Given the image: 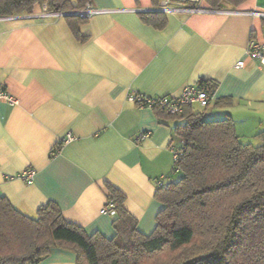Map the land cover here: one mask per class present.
<instances>
[{
    "label": "crops",
    "instance_id": "obj_1",
    "mask_svg": "<svg viewBox=\"0 0 264 264\" xmlns=\"http://www.w3.org/2000/svg\"><path fill=\"white\" fill-rule=\"evenodd\" d=\"M90 2L103 11L78 23L79 38L42 5L0 17V87L18 98L0 100V194L31 217L54 202L66 221L111 238L115 214L101 210L113 186L148 235L163 208L156 180L172 172L180 139L176 119L129 96L177 97L208 80L206 111L231 115L242 139L255 136L264 129V63L247 48L264 42V17L253 13L264 0ZM143 12L160 14L154 24ZM221 98L231 103L217 105ZM27 168L36 170L32 183L18 176ZM37 264H77V256L55 247Z\"/></svg>",
    "mask_w": 264,
    "mask_h": 264
},
{
    "label": "trees",
    "instance_id": "obj_2",
    "mask_svg": "<svg viewBox=\"0 0 264 264\" xmlns=\"http://www.w3.org/2000/svg\"><path fill=\"white\" fill-rule=\"evenodd\" d=\"M90 1L0 0V17L32 13L42 4L49 11L68 12ZM206 1L220 8L226 1L238 4L243 0ZM158 14L143 12L142 16L154 23ZM65 17L75 36L81 37L77 26L87 18L76 14ZM200 82L215 89L211 81ZM215 103L231 101L221 98ZM153 107L176 119L175 133L180 139L175 147L179 158L175 160L173 153L172 172L161 175L165 176L162 185L157 184L161 176L156 180L155 195L163 208L153 232L140 231L137 219L123 204L124 194L113 186L108 200L114 205L116 233L111 238L99 232L89 235L66 221L54 202L31 217L0 194V222L3 213L10 211L24 223L16 231L21 240L17 249L6 250L0 242V264H37L55 247L74 250L77 264H264V129L255 134L256 144L243 141L231 115L213 117L206 111L208 106L198 111L194 104H187L180 112ZM177 174L180 177L174 180ZM167 251L172 255L161 260ZM152 259L154 263H145Z\"/></svg>",
    "mask_w": 264,
    "mask_h": 264
},
{
    "label": "built area",
    "instance_id": "obj_3",
    "mask_svg": "<svg viewBox=\"0 0 264 264\" xmlns=\"http://www.w3.org/2000/svg\"><path fill=\"white\" fill-rule=\"evenodd\" d=\"M163 6H167V2H164ZM43 12L47 15L61 17L68 14H76L85 18H90L91 16L102 12V9L96 8L91 2L86 3V5L80 9L63 12V11H49L46 4H42ZM255 15L259 17H264V10L254 11ZM247 52L251 58L259 59L262 63H264V42H259L255 39H252L247 48ZM245 64L244 60H240L237 62V67H243ZM6 100L9 104L14 105L18 103V98L11 93H9L6 89L0 87V100ZM129 99L134 101L135 103H140L142 106H160L161 108H165L170 112H180L183 106L187 104L199 103L202 107H207L211 104L214 99V90L209 88L205 82H198L196 84H189L184 87L182 93L177 97H169V96H156L150 97L141 93H133L129 96ZM149 135V132H141L139 137L143 138ZM69 138L71 136L69 135ZM183 144L184 141L181 140ZM174 153V159L179 158V152L175 147H172ZM36 170L34 168H27L23 172H21L18 176L26 181L27 183H32ZM165 176H161L157 180L158 185H162ZM113 203L111 200H108L104 207L102 208V213H112L113 212Z\"/></svg>",
    "mask_w": 264,
    "mask_h": 264
},
{
    "label": "rangeland",
    "instance_id": "obj_4",
    "mask_svg": "<svg viewBox=\"0 0 264 264\" xmlns=\"http://www.w3.org/2000/svg\"><path fill=\"white\" fill-rule=\"evenodd\" d=\"M213 107V106H211ZM196 108L198 109L199 106L197 105ZM200 109H205L204 107H200ZM243 141H250L253 143H259V140L255 136H251V138H245ZM180 177V174L173 175L174 180H178ZM2 220L0 222L1 229L3 231L4 237L0 238V242L5 243L4 249L8 250V248H11L12 250L17 249L20 246L21 240L17 237L16 231L20 229L24 223L20 221L19 217L11 213L10 211H6L3 213ZM172 254L167 252H163L160 256L161 260H168ZM152 260H148L145 263H154Z\"/></svg>",
    "mask_w": 264,
    "mask_h": 264
}]
</instances>
